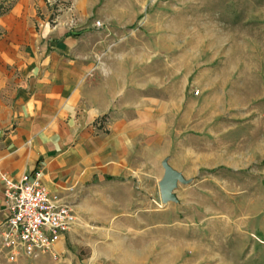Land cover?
I'll return each mask as SVG.
<instances>
[{"label": "rangeland", "instance_id": "obj_1", "mask_svg": "<svg viewBox=\"0 0 264 264\" xmlns=\"http://www.w3.org/2000/svg\"><path fill=\"white\" fill-rule=\"evenodd\" d=\"M6 8L0 44L20 28L36 44L70 32L60 55L81 99L148 110L158 134L133 169L80 164L63 194L77 222L55 254L0 264H264V0H0ZM163 160L187 181L167 202Z\"/></svg>", "mask_w": 264, "mask_h": 264}, {"label": "crops", "instance_id": "obj_2", "mask_svg": "<svg viewBox=\"0 0 264 264\" xmlns=\"http://www.w3.org/2000/svg\"><path fill=\"white\" fill-rule=\"evenodd\" d=\"M20 29V37L0 44V225L6 216L2 174L18 179L38 171L48 190L65 199L81 163L106 160L111 174L133 169L131 159L141 149L145 154L147 138L158 134L148 127V110H109V98L81 99L60 55L70 32L53 44H36L28 42L29 29ZM107 115L104 135L97 127Z\"/></svg>", "mask_w": 264, "mask_h": 264}, {"label": "built area", "instance_id": "obj_3", "mask_svg": "<svg viewBox=\"0 0 264 264\" xmlns=\"http://www.w3.org/2000/svg\"><path fill=\"white\" fill-rule=\"evenodd\" d=\"M6 216L0 225L1 251L7 262L56 251V245L76 225L69 201L51 192L40 173L13 179L2 174Z\"/></svg>", "mask_w": 264, "mask_h": 264}, {"label": "water", "instance_id": "obj_4", "mask_svg": "<svg viewBox=\"0 0 264 264\" xmlns=\"http://www.w3.org/2000/svg\"><path fill=\"white\" fill-rule=\"evenodd\" d=\"M162 167L164 169V174L159 182V190L161 195V200L167 202L168 200L175 199L173 194V189L176 187L177 183H187L184 180L180 172L173 169L166 160L162 161Z\"/></svg>", "mask_w": 264, "mask_h": 264}, {"label": "trees", "instance_id": "obj_5", "mask_svg": "<svg viewBox=\"0 0 264 264\" xmlns=\"http://www.w3.org/2000/svg\"><path fill=\"white\" fill-rule=\"evenodd\" d=\"M9 8H6V9H0V15L1 14H4L6 11H8ZM69 34V33H68Z\"/></svg>", "mask_w": 264, "mask_h": 264}]
</instances>
